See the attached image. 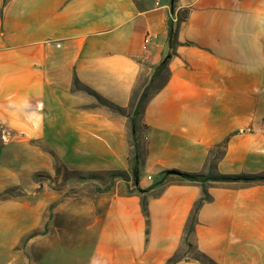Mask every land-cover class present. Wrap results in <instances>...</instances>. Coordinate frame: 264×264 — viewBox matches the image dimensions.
Here are the masks:
<instances>
[{
	"label": "crops",
	"instance_id": "crops-1",
	"mask_svg": "<svg viewBox=\"0 0 264 264\" xmlns=\"http://www.w3.org/2000/svg\"><path fill=\"white\" fill-rule=\"evenodd\" d=\"M170 52L169 80L142 117L139 184L59 201L69 186L54 191L35 178L57 177L55 159L83 174L131 177L134 94ZM76 79L127 114L95 106ZM1 129L13 137H1L0 149L13 154L0 161V195H22L0 200V259L29 264L16 249L35 233L29 241L40 239L48 264H168L202 187L178 176L158 184L164 172H206L227 138L217 173L264 172V0H0ZM208 192L190 242L216 264H264V184L209 183ZM50 207L68 218L64 227L50 222Z\"/></svg>",
	"mask_w": 264,
	"mask_h": 264
},
{
	"label": "trees",
	"instance_id": "trees-1",
	"mask_svg": "<svg viewBox=\"0 0 264 264\" xmlns=\"http://www.w3.org/2000/svg\"><path fill=\"white\" fill-rule=\"evenodd\" d=\"M175 2V0H172ZM168 43L171 50H175V48L178 45L177 41V29L173 22H170L169 26V35H168ZM173 56V53H169L162 63L155 69L153 76L151 77V80L145 85H143V89L136 90V93L134 94L133 98V104L130 110V113L128 115L130 120V140H133L135 144L133 145L132 150V156L130 159V172H131V179L134 185H138L140 182V148H139V140L140 136L142 134V117L144 114L145 107L147 103L151 100L159 90H161L168 82L169 80V62ZM166 75L165 81L163 85L155 92L150 94V90L155 84V82L161 78L163 75ZM76 90H84L86 93H88L90 96L94 97L97 102L99 103V106L106 107L112 111L118 112L120 114H127V111L115 106L114 104L110 103L109 101L102 98L100 95H98L96 92L88 89L87 87H84L80 84L78 79L74 82ZM138 92V93H137ZM229 138L224 140L222 143L216 145L218 147H227ZM131 143V142H130ZM132 144V143H131ZM214 149L210 152V156L208 157L206 161V170L208 171L202 172V173H182L179 171H166L162 175H164V178L158 183L163 184L167 177L169 176H178L184 180H187L192 183H198L202 187V197L200 200L196 203L192 216L190 218V221L186 228V235L184 237V245L188 247V249H195L199 257L194 258V260L200 262L201 264H216L210 257H208L206 254L200 252L191 242H190V236L194 232L196 221H197V214L201 207L211 200V196L208 192V184L209 183H243L246 185H255V184H264V172L260 174H239V175H222L216 172V166L218 161L223 157L224 153L220 156L214 155ZM57 169V168H56ZM59 173V169L57 170ZM96 173H104L108 175H112L115 178H127V173L123 171H102V172H94L90 173L95 176ZM93 178V177H92ZM137 192L140 194L147 193L148 190L144 191L139 188H137ZM142 209L143 212L148 220V207L146 198L142 201ZM30 235L27 239L29 240L31 237L35 236ZM178 254H176L172 259H170L168 264H175L178 261H181L179 258H177Z\"/></svg>",
	"mask_w": 264,
	"mask_h": 264
},
{
	"label": "rangeland",
	"instance_id": "rangeland-1",
	"mask_svg": "<svg viewBox=\"0 0 264 264\" xmlns=\"http://www.w3.org/2000/svg\"><path fill=\"white\" fill-rule=\"evenodd\" d=\"M152 76H153V74H152ZM165 78H166V75L164 74L161 78H159L155 82V84L153 85V87L150 90V94L155 93L163 85ZM80 91L86 93L84 90H80ZM86 94H88V93H86ZM93 101L96 102L95 106H99V103L97 102L96 99L93 98ZM1 137H7V139L6 140L4 139L3 142L4 141L10 142V141H12L13 135L9 134L8 132L3 131L1 129L0 130V138ZM130 142L132 143L131 146H132V150H133V145L135 144V142L133 140H130ZM7 146L8 147L5 150L0 149V161L6 160L7 158H9L10 155L13 154V151H12L13 146L12 145H10V146L7 145ZM213 149H214L213 150L214 155H217V156L222 155L226 150L225 147H218V146H215ZM46 156L49 159L54 160V158L52 157L51 154L47 153ZM55 167L57 168L56 169V173L58 174L57 177H53V176L48 177L44 173V174L36 175L35 178H37V180L39 179L38 181L46 180V183H48L50 188L54 189V191L62 190V187H64V186H61L62 184L69 186L68 192L65 195L63 193L60 194L62 197L59 201H64V200L66 201L68 198L72 199V197H71L72 194H74V192H76L79 189L80 190L82 189L85 191L92 190V191H95L99 195V194H102L104 192H107L108 190H110L112 188H117L118 187V185H117L118 181H126V180L131 179V177L128 174H127V178H115L112 175H108V174H104V173H96L95 176H90L93 174H90V173L83 174L80 171H78L72 167L60 164V162L56 159H55ZM58 169H59V173L57 172ZM207 171H208V169L206 170V172ZM130 175H131V172H130ZM84 179H90V180L96 181V186L93 185L92 188H89L90 186L89 187L86 186L84 188H76V187L71 186L70 184H67L68 181L73 182V183H78L80 180H84ZM60 183H62V184H60ZM119 187H126V184L124 182H122L119 185ZM127 187H128V185H127ZM120 192H130V191H129V188H126V190L124 189V190H121ZM87 193H89V192H87ZM21 195H22V190H20L19 188H11V189L3 192L0 195V200H5V199L11 198V197H18ZM80 201L82 202V198ZM52 211H53V207H50V210H49L50 222L55 219V221H57V224H60V226L64 227V222H68V218L64 217V216H61V217L58 216V217L54 218L52 215ZM100 216L101 215H99V217H98V224H99ZM83 224L84 223L82 221V226H83ZM65 226H67V223L65 224ZM28 237H29V235L21 241L20 245L18 246V248L16 250L19 252H23L25 254V256L28 258L27 262L29 264H48V262H46V260H43V256H44L45 251L42 249V244L40 242V239L38 238L37 240H35V242L30 243V241L27 239ZM81 239H84V237L82 236ZM26 240H28V241H26ZM64 240L66 242L65 243L66 245H68L71 242V238H69V237H65ZM197 257H199L198 252L195 249H188V247L186 245H184L182 251H180L178 253V256H177V258H179L180 260H184V259L185 260H192V259L197 258ZM14 262H15V260H13V256H6V257L0 259V264H8V263L13 264ZM86 263H87V257H83L81 259L80 264H86Z\"/></svg>",
	"mask_w": 264,
	"mask_h": 264
},
{
	"label": "built area",
	"instance_id": "built-area-1",
	"mask_svg": "<svg viewBox=\"0 0 264 264\" xmlns=\"http://www.w3.org/2000/svg\"><path fill=\"white\" fill-rule=\"evenodd\" d=\"M150 42V37L147 36L146 39H145V43L146 45ZM149 180H151L152 178L151 177H148Z\"/></svg>",
	"mask_w": 264,
	"mask_h": 264
}]
</instances>
